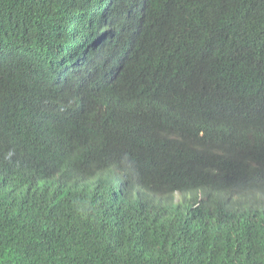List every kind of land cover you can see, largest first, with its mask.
Instances as JSON below:
<instances>
[{
    "label": "trees",
    "instance_id": "trees-1",
    "mask_svg": "<svg viewBox=\"0 0 264 264\" xmlns=\"http://www.w3.org/2000/svg\"><path fill=\"white\" fill-rule=\"evenodd\" d=\"M0 264H264V0H0Z\"/></svg>",
    "mask_w": 264,
    "mask_h": 264
}]
</instances>
